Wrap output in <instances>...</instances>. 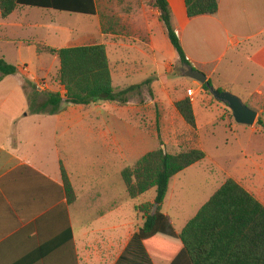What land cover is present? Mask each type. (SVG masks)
I'll return each mask as SVG.
<instances>
[{"label": "crops", "instance_id": "obj_1", "mask_svg": "<svg viewBox=\"0 0 264 264\" xmlns=\"http://www.w3.org/2000/svg\"><path fill=\"white\" fill-rule=\"evenodd\" d=\"M133 1L136 4L134 7L131 5ZM133 1L128 0L130 11L122 15L128 21V25L126 23L122 29L126 28L130 30V35L138 36L135 39L136 44L157 52L161 44L153 33V27L161 28L166 33L159 18L160 11L146 7L145 1L142 6L138 0ZM167 2L172 11L171 24L181 41L189 68L204 73L213 83L218 77L221 78L220 66L231 52L264 37V0H218L219 9L216 15L192 19L188 17L184 0ZM24 8L27 7H19L7 19L2 18L0 11V40L8 42L10 34H15L14 31L18 34L19 31L22 33L23 30L30 29L34 31V36L27 40L24 37L12 39L17 50L37 41L48 42V46L62 49L50 43V38H47L51 28L55 27L41 22H27ZM93 17L97 18L98 32L102 38V42L96 44H104L108 50L107 40L112 41L111 36L115 35L103 34L99 14ZM121 45L130 47L124 43ZM0 58L18 68L17 74L4 77L0 81V112L5 111L4 115L9 118L7 128L4 129L0 124V264H170L167 250L163 251L165 256L154 252H162L167 247L166 241L159 236L147 241L151 245V251L141 243L132 247V240L143 228L146 215L138 210L140 205L132 210L118 199L111 198L117 195L116 188L121 189L122 171L114 172L111 178L109 174L104 176L106 181H112L107 187L102 182L103 177L84 176L82 194H78L77 204L68 207L67 213L58 209L64 202L57 189V185H62L61 170L58 171L57 168L58 160L41 159L40 142L34 136L30 137L39 126L29 122L20 127L21 122L18 123L22 117L33 120L36 118L34 116H41H31L27 112L30 107V90L34 92L32 85H37L40 79L31 80L26 66H17L18 62L8 60L3 54H0ZM174 63L170 60L164 62V68L168 66L166 78ZM110 64L113 75L111 61ZM184 79L192 80L191 86V83L186 84L187 93L183 88L181 95L151 96L145 100L146 104L134 103L132 108L127 107L131 104L130 100L123 107L116 102H101L87 107L69 104L72 108L66 110L68 112L65 113L62 108L57 115L60 121L65 119L66 123L65 127L60 128L69 131L81 123L82 132L87 135L97 133L103 148L100 156L102 165L111 161L120 165L131 162L135 164L140 159H136L137 143L146 142V139L138 136V132L156 140L142 126H153L157 131L159 124L163 132L164 120L167 118V114L162 112L163 107L172 108L179 124L186 127L175 103L187 98L188 90L192 89L198 94L200 87L197 81L186 75ZM217 85V90L228 91V84L218 81ZM131 86L116 87L114 80V87L118 92ZM61 88V95L65 99V90L62 86ZM153 88L149 91L151 94H154ZM261 89L255 92L262 94ZM36 98L38 103L46 100H41V94H37ZM189 98L194 110L195 98ZM149 106H154L155 109L152 114L147 115L144 109ZM72 111L81 113L80 122L71 118ZM83 121L86 123L82 124ZM168 143L166 141L163 145L166 151ZM61 162L63 161H59L60 168ZM112 190L116 193L113 194ZM106 200L110 202L107 203ZM154 207L152 214L155 212ZM162 212L176 233L182 232L186 225L178 227L176 220L164 211L163 206ZM67 214L69 227L65 221ZM74 214L77 219L80 216L77 226L74 223Z\"/></svg>", "mask_w": 264, "mask_h": 264}, {"label": "rangeland", "instance_id": "obj_2", "mask_svg": "<svg viewBox=\"0 0 264 264\" xmlns=\"http://www.w3.org/2000/svg\"><path fill=\"white\" fill-rule=\"evenodd\" d=\"M138 1L141 6L145 1L146 7H151V0ZM97 4L100 18L104 21L106 17H114L116 30L119 31V34L111 36L112 41L107 40L115 86L124 88L140 84L149 78L153 79V83L149 87H144L139 92L129 95L131 104L127 106L128 108H132L134 103L146 104L145 100L151 96L154 98L181 95L183 88L188 87L187 83L192 85V80L184 79L189 66L183 65L179 61L177 52L161 28L153 27V33L161 44L160 49L153 52L144 45L136 44L135 39L138 36L130 35V30L122 29L128 22L122 16L130 11L128 0H98ZM131 5L132 7L136 6L135 1ZM24 10L27 22H41L45 25L52 24L55 27L51 28L47 38H50L48 39L50 43L61 48L96 45V43L102 42L96 17L29 7ZM14 33L10 34L8 42L0 40V54L14 63L18 62L17 66H26L31 80L40 79L35 87L37 93L38 90L40 91L38 94H41L42 101L46 99L45 91L62 94L63 89L59 83V58L50 55L38 57L36 48L29 45L17 50L12 39L24 37V40H27L34 36V31L25 29L22 33L20 31L18 34L16 31ZM42 37L44 36L42 35ZM122 43L132 46V48L122 47ZM168 60L175 63L172 64L173 68L166 78L168 66L165 69L163 64ZM219 72L222 76L214 80L213 87L217 89L218 81L228 84V91L257 111L258 120H264V37L246 43L238 50L231 52L220 66ZM198 85L200 90L198 94L194 91L193 111L200 145L206 157L201 162L179 173L170 183L163 208L171 218L176 220L178 227L186 225L229 179L235 180L264 205V129L257 124L258 120L252 127L236 123L228 106L216 100L210 91H204L202 84L198 83ZM153 86L155 87L153 88ZM152 88L154 94L149 92ZM259 88H262V94L255 92ZM30 91L32 94L33 90ZM185 91L187 93V88ZM62 106L61 109L63 108L65 113L68 112L66 110L72 108L65 102ZM123 106L125 105L120 107ZM154 109V106H149L144 111L149 115L153 113ZM27 112L31 116L37 115L30 110V107ZM162 112L167 114L163 128L165 142H169L167 152L174 154L179 151L178 146L173 142L174 138L178 132L183 133L185 127L179 124L172 108L165 106ZM4 114L5 111L0 112V124L5 129L9 124V118ZM80 114L79 111H72L71 118L80 122ZM57 115L41 113V116H34L36 118L33 120L22 117L18 123L21 122L20 127L29 122L39 126V129L32 132L30 137L34 136L40 142L41 159H50V161L57 159L58 171L60 170L59 161L62 160L79 196L82 194L84 176L101 179L103 177L102 182L107 187L112 181H106L105 175L109 174L111 178L114 172L122 171L125 167L134 164L131 162L120 165L111 161L102 165L100 156L103 148L101 141L97 138V133L87 135L82 132L81 123L69 131H66L65 128L61 129L60 127L66 126L65 119L60 121ZM85 123L86 121L82 122V124ZM25 135L28 136L26 131ZM138 136L146 139V142L139 141L137 143V160L159 147L156 140L140 132H138ZM115 191L117 195L111 198L118 199L124 205L130 206L132 210H135V207L141 203H152L156 195V191L152 190L143 198L132 200L128 197L122 180L121 189L116 188ZM115 191L112 190L113 194ZM108 202L110 201L108 200ZM79 222L80 216L77 219L74 214L75 225L77 226Z\"/></svg>", "mask_w": 264, "mask_h": 264}, {"label": "trees", "instance_id": "obj_3", "mask_svg": "<svg viewBox=\"0 0 264 264\" xmlns=\"http://www.w3.org/2000/svg\"><path fill=\"white\" fill-rule=\"evenodd\" d=\"M184 2L191 19L218 13V0ZM97 3L98 0H0V11L3 19L9 18L19 7L100 16ZM150 6L151 9L160 11V21L179 56V61L189 66L181 41L171 24L172 11L169 3L167 0H151ZM101 22L103 34H119L114 17H106L104 21L101 18ZM29 45L36 48L38 57L50 55L59 58V83L65 90V99L61 93L45 91L46 100L38 103V93L32 85L35 91L30 95V110L34 114H58L63 102L84 107L99 102L126 105L130 99L129 95L153 83V79L149 78L139 85L118 92L114 87L108 50L104 44L62 49L38 42ZM17 73L18 68L15 65L0 58V81ZM209 83L213 86L211 80ZM202 88L204 91H210L207 85H202ZM246 105L249 106L247 103ZM175 108L186 124L183 133L178 132L173 141L179 151L171 154L162 148L165 139L159 124L157 131L153 126L144 125L142 129L155 138L160 146L121 172V179L130 199L137 200L152 190L156 191L153 203L145 202L138 207V210L146 215V221L134 236L132 247L141 243L151 251V245L147 241L159 236L166 241L167 247L162 252H154L163 256V251L167 250L170 264H264V205L233 179L227 180L214 193L189 220L182 232L176 233L169 219L163 214L162 206L168 196L172 179L206 157L200 145L190 98L176 102ZM257 124L264 129V120L259 119ZM60 170L62 185H57V189L64 202L58 209L67 213L68 207L77 204L78 192L63 162ZM156 204L158 208L152 214ZM65 221L69 227L68 214Z\"/></svg>", "mask_w": 264, "mask_h": 264}, {"label": "water", "instance_id": "obj_4", "mask_svg": "<svg viewBox=\"0 0 264 264\" xmlns=\"http://www.w3.org/2000/svg\"><path fill=\"white\" fill-rule=\"evenodd\" d=\"M185 75L202 85H207L214 98L228 106L236 123L250 127L256 124L258 112L247 106L241 98L233 95L229 91L220 92L213 86H210L208 77L193 68H188ZM162 148L165 149L164 146ZM157 207L158 205L156 204L154 211L157 210Z\"/></svg>", "mask_w": 264, "mask_h": 264}, {"label": "built area", "instance_id": "obj_5", "mask_svg": "<svg viewBox=\"0 0 264 264\" xmlns=\"http://www.w3.org/2000/svg\"><path fill=\"white\" fill-rule=\"evenodd\" d=\"M188 96L189 97H194V91L192 89L188 90Z\"/></svg>", "mask_w": 264, "mask_h": 264}]
</instances>
